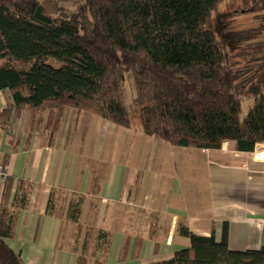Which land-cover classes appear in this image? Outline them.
Segmentation results:
<instances>
[{
  "label": "trees",
  "instance_id": "16d2710c",
  "mask_svg": "<svg viewBox=\"0 0 264 264\" xmlns=\"http://www.w3.org/2000/svg\"><path fill=\"white\" fill-rule=\"evenodd\" d=\"M61 1L0 0V91L13 100L0 121L12 110L29 111L34 132L47 110L72 108L127 129L139 118L146 136L174 147L221 151L233 144L240 153L264 147V0H237L233 15H252L256 26L226 33L213 16L227 0H78L73 19ZM130 79L136 98L128 108ZM250 97L253 106L242 116ZM4 181L5 201L13 181ZM15 199L27 205V195ZM79 214L70 207V218ZM14 218L0 206V264H24L6 243ZM179 234L191 248L158 264H264V246L229 249L227 226L221 242L186 226ZM107 238L99 234L104 254ZM78 264L88 261L80 257Z\"/></svg>",
  "mask_w": 264,
  "mask_h": 264
},
{
  "label": "crops",
  "instance_id": "0c3cea01",
  "mask_svg": "<svg viewBox=\"0 0 264 264\" xmlns=\"http://www.w3.org/2000/svg\"><path fill=\"white\" fill-rule=\"evenodd\" d=\"M11 104L0 91V113ZM31 122L29 111L15 110L0 121V165L13 181L4 201L0 175V206L15 214L6 243L24 264H78L92 245L89 264H158L191 248L180 226L217 242L227 226L234 252L264 246V150L174 147L72 108L47 110L34 132ZM71 206L80 210L75 220Z\"/></svg>",
  "mask_w": 264,
  "mask_h": 264
},
{
  "label": "rangeland",
  "instance_id": "374dc122",
  "mask_svg": "<svg viewBox=\"0 0 264 264\" xmlns=\"http://www.w3.org/2000/svg\"><path fill=\"white\" fill-rule=\"evenodd\" d=\"M78 0H62L60 3V6L64 9L66 15L73 19L75 18V11L77 8ZM241 3L237 0H227L224 1L217 13L213 16V23L216 27L223 28L226 25L225 31H237L242 29H247L256 26L255 22L253 21L252 15H233L236 10H239L241 7ZM240 7V8H239ZM232 14V16H231ZM243 65V63L241 64ZM243 67V66H241ZM136 98V89L134 86V82L132 79L129 80L127 83V86L124 90V99L126 102L127 107H130L131 102L133 99ZM253 106V99L250 97V99H243L242 103V116H246L250 110V108ZM133 128L139 129L141 128V121L139 118H132ZM233 144H228L227 150L231 151L233 149ZM264 147H259L258 151H263ZM93 247L94 245L90 246L85 252H82L80 254V257H85L88 261V264L90 260L92 261L93 258ZM92 248V249H91Z\"/></svg>",
  "mask_w": 264,
  "mask_h": 264
},
{
  "label": "built area",
  "instance_id": "2783aa9c",
  "mask_svg": "<svg viewBox=\"0 0 264 264\" xmlns=\"http://www.w3.org/2000/svg\"><path fill=\"white\" fill-rule=\"evenodd\" d=\"M245 154H240V156H244ZM262 170V168H259V170L257 169L256 171H261ZM0 175L3 177V179H5V177H7L6 176V174H5V172H4V168H3V166L2 165H0Z\"/></svg>",
  "mask_w": 264,
  "mask_h": 264
}]
</instances>
